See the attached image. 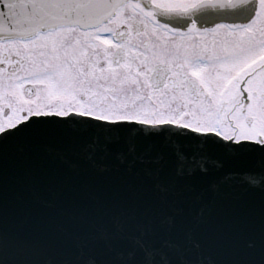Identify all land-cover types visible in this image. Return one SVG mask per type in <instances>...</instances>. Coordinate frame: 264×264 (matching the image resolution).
<instances>
[{
	"label": "snow or ice",
	"instance_id": "1",
	"mask_svg": "<svg viewBox=\"0 0 264 264\" xmlns=\"http://www.w3.org/2000/svg\"><path fill=\"white\" fill-rule=\"evenodd\" d=\"M0 109V159L55 137L114 170L73 205L70 238L37 240L0 207V264H217L180 180L212 177L197 149L225 142L264 176V0H0ZM250 215L245 258L264 264V191Z\"/></svg>",
	"mask_w": 264,
	"mask_h": 264
},
{
	"label": "water",
	"instance_id": "2",
	"mask_svg": "<svg viewBox=\"0 0 264 264\" xmlns=\"http://www.w3.org/2000/svg\"><path fill=\"white\" fill-rule=\"evenodd\" d=\"M221 21L231 22V18L208 17L205 26ZM78 134L79 130L74 133ZM209 149L222 167L212 177L197 173L180 180L192 189L196 201L188 217L189 224L197 226L194 239L217 255V264H254L245 258V251L250 241L258 239V218L250 210L259 205L264 176L242 175L248 156L229 142L197 150ZM225 173L234 174L231 181L217 188L209 186ZM113 174L112 167L87 160L55 137L34 144L15 143L0 159V207L9 224L37 240L70 238L78 223L73 205L85 191L95 190Z\"/></svg>",
	"mask_w": 264,
	"mask_h": 264
},
{
	"label": "rangeland",
	"instance_id": "3",
	"mask_svg": "<svg viewBox=\"0 0 264 264\" xmlns=\"http://www.w3.org/2000/svg\"><path fill=\"white\" fill-rule=\"evenodd\" d=\"M5 113H4V110L3 109H0V120H3L5 119Z\"/></svg>",
	"mask_w": 264,
	"mask_h": 264
},
{
	"label": "flooded vegetation",
	"instance_id": "4",
	"mask_svg": "<svg viewBox=\"0 0 264 264\" xmlns=\"http://www.w3.org/2000/svg\"><path fill=\"white\" fill-rule=\"evenodd\" d=\"M219 23H227V22H219ZM212 26H214V25H212ZM209 39H211V37H209Z\"/></svg>",
	"mask_w": 264,
	"mask_h": 264
}]
</instances>
